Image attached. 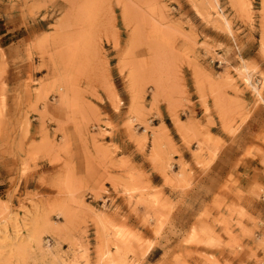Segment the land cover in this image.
<instances>
[{"label":"rangeland","instance_id":"obj_1","mask_svg":"<svg viewBox=\"0 0 264 264\" xmlns=\"http://www.w3.org/2000/svg\"><path fill=\"white\" fill-rule=\"evenodd\" d=\"M10 2L0 264H264V0Z\"/></svg>","mask_w":264,"mask_h":264},{"label":"crops","instance_id":"obj_2","mask_svg":"<svg viewBox=\"0 0 264 264\" xmlns=\"http://www.w3.org/2000/svg\"><path fill=\"white\" fill-rule=\"evenodd\" d=\"M22 18L17 11V8H13L10 0H2L0 2V52L3 51L5 54H9V51L17 45V41L21 38L17 37L21 33ZM1 55V54H0ZM258 124L249 123L248 126L244 127L246 135L253 137L256 135ZM248 171H239L240 184L243 189H247L252 186L255 179L260 183L264 184V170L259 166V160L249 158L246 160ZM260 170V174L256 173V170ZM247 172V173H246ZM244 175H248V179H244Z\"/></svg>","mask_w":264,"mask_h":264},{"label":"bare ground","instance_id":"obj_3","mask_svg":"<svg viewBox=\"0 0 264 264\" xmlns=\"http://www.w3.org/2000/svg\"><path fill=\"white\" fill-rule=\"evenodd\" d=\"M247 82H249V80L247 79Z\"/></svg>","mask_w":264,"mask_h":264}]
</instances>
